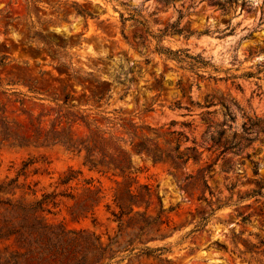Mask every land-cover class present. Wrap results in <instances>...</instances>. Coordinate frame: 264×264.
Here are the masks:
<instances>
[{
  "label": "clouds",
  "instance_id": "1",
  "mask_svg": "<svg viewBox=\"0 0 264 264\" xmlns=\"http://www.w3.org/2000/svg\"><path fill=\"white\" fill-rule=\"evenodd\" d=\"M22 5L33 32L78 42L66 47L53 43L49 49L37 39L31 43L45 50L40 57L16 53L4 61L26 72L11 80L0 76V188L13 189L0 196L40 204L41 218L59 223L70 220L68 208L76 203L61 193L79 197L84 187H103L104 199L84 219L89 223L73 227L94 233V246L77 249L69 264H83L85 255L89 264H264V217L251 215L250 222L241 223L239 214L245 205L257 203L256 197H240L255 187L246 180L264 178V134L240 155L208 151L212 142L203 139L208 128L204 116L216 123L225 119L221 99L234 114L238 133L249 118L264 119V0H237L227 17L209 8V0H176L167 24L178 22L183 31L165 34V25L158 23L149 28L147 48L140 50L133 30L137 22L148 26L156 0H22ZM88 5L99 10L94 18L87 12L77 15V6L83 10ZM15 7V0H0V40L23 39L16 29L3 33V17ZM10 19L17 21L15 15ZM41 21L51 22L46 30ZM121 64L143 71L131 82ZM44 81L49 82L46 90ZM89 149L97 162L121 150L129 155V176L135 181L131 191L138 194L144 185L151 190L149 222L125 223L121 230L113 215L120 211L113 202L115 187L106 183L115 184L113 173L103 175L99 164L91 169L85 162ZM190 149L197 150L199 161ZM169 153L183 157L179 168ZM249 154H255L252 160L246 159ZM226 160L235 164L234 170H224ZM253 161L259 176H252ZM70 169L81 174L72 176ZM201 170L203 178L190 189V178ZM259 201L264 204V197ZM93 218L98 224H92ZM217 241L227 251L218 250Z\"/></svg>",
  "mask_w": 264,
  "mask_h": 264
},
{
  "label": "trees",
  "instance_id": "2",
  "mask_svg": "<svg viewBox=\"0 0 264 264\" xmlns=\"http://www.w3.org/2000/svg\"><path fill=\"white\" fill-rule=\"evenodd\" d=\"M4 134L5 138L9 135L7 125H5ZM220 140L215 141L214 138V144H222V140ZM223 145L225 146L226 142ZM189 152L199 161V153L196 149H190ZM105 155L107 156V154ZM91 156L92 149H89L85 162L91 165V169L97 168L99 164L103 166V175L111 171L114 176L119 178L115 181L113 202L120 211L118 214L112 211L115 219L120 222L121 230L124 229L125 223L134 227L141 222H149L150 217L147 210L152 204L151 190L147 185H144L138 194H133L131 191V186L135 181L129 176L131 169L129 155L121 150L118 156H112L99 162L93 160ZM182 158V156L174 158L169 153V159H172L175 165L179 166L178 159ZM157 159L159 160L161 157H157ZM69 171L72 176L81 174L78 171L72 172L71 169ZM91 183V181H86V184ZM84 189L85 197L79 199L70 210L74 220L87 217L88 213L103 198L102 195H99L100 192H103L102 187L101 189L98 187L94 191L89 187ZM12 190L11 186L0 188V191L4 193ZM61 195L70 196L71 194L61 193ZM139 207H144V211L135 212V208ZM108 208H110L109 205ZM40 211H42L40 204H29L22 199L13 202L0 196V240L8 243L3 250H0V264H55V261L61 260V257H63L62 264H69L70 260L74 259L77 249L84 251L94 246V233L87 229L68 230V227L61 222L48 223L41 218ZM134 212L135 214H133ZM125 217L128 218L127 221H125ZM83 264H89L87 255H85Z\"/></svg>",
  "mask_w": 264,
  "mask_h": 264
},
{
  "label": "rangeland",
  "instance_id": "3",
  "mask_svg": "<svg viewBox=\"0 0 264 264\" xmlns=\"http://www.w3.org/2000/svg\"><path fill=\"white\" fill-rule=\"evenodd\" d=\"M236 2H237V0H209V8L217 7L221 10L222 14L225 17H227L231 11V5L236 3ZM15 3H16V7L14 8L13 12L12 13L9 12L6 16L3 17V20H4L3 33L5 36H8V34L13 29H16L17 31H20L23 33V39H21L19 43H17L15 40L11 39L10 36H8L7 39L0 40V76H7L10 80L13 77L23 78L24 74L26 72V69L21 67V65H19V64H13L11 66L5 64L4 61L8 60L10 56L18 53L20 55V57L29 56V57H32L33 59H36L42 55L43 51H45L44 49H39V48L33 47L31 41H34L37 39L44 41L46 44L49 45V49L51 48L53 43H57L61 46L66 47L69 44H75L78 42V38H76V37H70V38L65 39L63 36H59L56 33L49 32V33H47V35H45L44 32H33L34 25H29L26 21H24V17H25V13L27 12V9H25L23 7L22 0H15ZM175 3H176V0H156L157 8L154 9L153 13L150 14V23L148 24V26H147L146 21L145 22H137V24L135 25L134 30H133L134 31L133 39L135 41V47L137 48V50L147 48V35L149 33V28L158 24V23H162L165 25V27H166L164 30L165 34H167L169 32V30H171L172 34H174V35H178L183 31V29L179 28L178 22H177V24H167V20L170 19V17L167 15V13L174 6ZM10 6H11V3H10ZM77 8L79 11V12H77V15L83 14V12H87L88 16L93 17V18H94V15L96 14V12L99 11L98 9H91V5H88L83 10H80L78 6H77ZM36 11H37V13H39V11H41V10L37 8ZM12 15H15L17 17L16 22H13L10 19V17ZM68 15H71V11H68ZM181 18H182V16H181ZM222 22L226 23V24L230 23V21L227 19L223 20ZM48 23H51V22L41 21V26L46 30ZM21 24H24L23 28H21V26H20ZM9 25H11V27H9ZM85 27H87V25H85ZM97 27H100V26L97 25ZM125 38L127 39V37H125ZM120 70H121V73L123 75L131 77V82H135L136 81V74L138 72L142 73V71H143V69L139 65L125 69L124 64L120 65ZM117 79L119 80L120 77L117 76ZM25 82L26 83H35L34 81H31V80H25ZM123 82L124 81H121V83H123ZM42 87L46 90L49 87V82L44 81ZM206 100H208L207 97H206ZM221 103L224 105L225 119L220 123H216V122L210 121L208 119L207 115L204 116L203 119H204V122L206 124H208V128L206 129V131L204 133L203 139L206 143L208 142L209 139L212 142V146L208 149V151H214V150L219 151L220 156H224L225 153H228V152H233L237 155H240V154L244 153L248 147H251L253 143H255L257 140L261 139V134H264V119L249 118V122L243 126V133H238V132L233 130V124L235 123V119H236L234 114L231 113L229 106L226 103H224L223 99H221ZM207 106L208 107L212 106L211 100L208 101ZM229 120L232 121L231 124L229 123ZM185 126L191 127V125H185ZM213 127H215V129H216V131L214 133L212 131ZM180 135H183V133H181ZM214 138H215V141H217L218 139H221L222 144L221 143L220 144H214ZM225 142H226V145L224 146L223 143H225ZM262 142H264V141H262ZM221 149H222V151H221ZM176 151L179 152V145H177ZM255 154H258V152ZM255 154H249L246 159L252 160V155H255ZM217 159H219V157H217ZM40 161L47 163L48 159H47V157H41ZM34 162H35V160H34ZM243 163H244V161L242 160L241 164L243 165ZM173 164L175 165V163H173ZM175 166L177 168L180 167V165L179 166L175 165ZM206 167H209V168H207L208 169L207 171H209V172L214 170L213 166L210 164L206 165ZM234 168H235V164L231 160L225 161V166H224L225 171H231V170H234ZM197 172H199V170H197ZM203 174H204V171L203 172L201 171L198 177L190 178V179H192V183L189 185L190 189L194 188L196 186V184L199 182V180H201L203 178ZM259 174H260L259 173V165L255 161H253L252 176L253 177L259 176ZM106 175L107 174H105V176ZM164 178L165 177L162 176V179H164ZM238 178H239V175H238ZM113 179L116 181V179H119V178L113 175ZM86 181H91V180H86ZM86 181H85V184H86ZM115 181H114V183H115ZM106 183L113 186V187L115 186V184H112V181H106ZM245 183L250 184V185L254 184L255 187L251 188V191L242 194L240 198L245 199V198L256 197L257 203H259L260 202L259 198L264 197V178L257 180V179L250 177L248 180L245 181ZM204 186H205V188H207L206 182H205ZM235 187H236V184L234 183L232 185V188L230 189V191L235 189ZM84 188L81 191L79 197L72 198L71 195L70 196L66 195V197L75 199L77 202L79 199H81V198L83 199L85 197V189ZM100 189H101V187H100ZM102 191H104L103 187H102ZM65 193H69V192H65ZM99 195L101 196V192ZM1 197H3V196H1ZM201 198L203 199V197H201ZM102 199H104V197ZM257 203L254 201L253 204L245 205V207L243 209L239 210L240 216L243 217V220H241V223L250 222L251 221V215H256L257 217H264V204H257ZM109 206H110V208H108V205L106 206L107 210L112 211L111 205H109ZM71 208H73V206L68 208V214L70 216V218H69L70 220L65 219V220L61 221V223H64L69 228L75 227L77 229H79L81 227V225H87L89 223L88 221L84 220L87 217H83L79 220H74L70 214ZM249 209H251V211H249V215L245 216L244 213L247 212ZM262 222H264V221H262ZM78 223H80V224H78ZM92 224L93 225L98 224V220L96 218H93ZM7 244H8L7 242L0 240V250H3ZM216 246H217L218 250L227 251V245L222 244L219 241L216 242Z\"/></svg>",
  "mask_w": 264,
  "mask_h": 264
}]
</instances>
